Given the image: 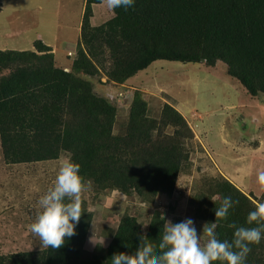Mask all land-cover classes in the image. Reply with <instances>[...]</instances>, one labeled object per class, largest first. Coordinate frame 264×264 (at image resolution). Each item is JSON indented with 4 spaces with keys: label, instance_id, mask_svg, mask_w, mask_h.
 Returning <instances> with one entry per match:
<instances>
[{
    "label": "trees",
    "instance_id": "trees-1",
    "mask_svg": "<svg viewBox=\"0 0 264 264\" xmlns=\"http://www.w3.org/2000/svg\"><path fill=\"white\" fill-rule=\"evenodd\" d=\"M84 1L77 56L69 70L55 65L51 47L39 39L34 50L0 49L2 156L15 164L66 153L94 189L135 194L150 205L157 196L173 193L189 164L193 132L170 103L152 117L139 90L133 93L125 128L115 132L116 106L94 90L89 76L103 74L106 82L123 84L160 59L206 66L222 61L227 73L256 97L264 93V0H135L96 26L90 24L92 4L101 0ZM229 196L239 203L226 219L215 221V209ZM189 201L195 219L217 223L222 241L233 239L230 225L255 226L246 218L256 202L223 176L210 178ZM82 207L76 234L61 248L0 254V264H112L113 254L134 253L141 235L153 245L163 235L160 210H153L144 228L137 216L123 212L108 244L96 243L88 251L84 242L93 213L84 199ZM250 248L245 264H264V238Z\"/></svg>",
    "mask_w": 264,
    "mask_h": 264
},
{
    "label": "rangeland",
    "instance_id": "rangeland-1",
    "mask_svg": "<svg viewBox=\"0 0 264 264\" xmlns=\"http://www.w3.org/2000/svg\"><path fill=\"white\" fill-rule=\"evenodd\" d=\"M0 49L34 50L37 39L54 47V62L69 70L80 41L84 0H0ZM114 15L105 0L92 4L90 24L99 25ZM31 43V44H30ZM70 50V51H69ZM71 52V53H69ZM94 90L116 106L114 131L126 126L136 90L158 117L162 105L174 106L186 119L194 137L189 141V164L178 175L171 195L161 194L147 204L135 194L116 189L98 191L91 182L83 194L92 215L89 242L107 245L123 212L147 224L153 210L167 222L194 221L201 242L206 222L193 216L190 198L205 189L210 178L223 176L258 202L256 175L264 170V93L250 96L227 73L224 62L203 63L156 60L123 84L106 82L103 74L89 76ZM0 147V254L41 248L29 231L38 211V199L53 183L58 161L5 163ZM145 226L142 225V228Z\"/></svg>",
    "mask_w": 264,
    "mask_h": 264
},
{
    "label": "clouds",
    "instance_id": "clouds-1",
    "mask_svg": "<svg viewBox=\"0 0 264 264\" xmlns=\"http://www.w3.org/2000/svg\"><path fill=\"white\" fill-rule=\"evenodd\" d=\"M109 10L129 8L135 0H105ZM257 190L264 197V170L256 175ZM80 175V165L71 157H61L58 161L56 176L53 183L38 199V211L29 225L31 234L39 238L41 248L59 249L66 238L76 234L83 210V194L88 191ZM214 201V200H213ZM232 198H223L219 208L215 209V221L226 219L229 209L234 204ZM139 223V222H138ZM141 224V223H140ZM245 227H233V239L220 240L216 234L217 223H206L203 236L194 226L190 218L177 223L167 222L158 245H153L146 235L139 237L137 250L132 253L119 252L111 257L112 264H245L251 251L250 245L259 244L264 238V198L256 202L254 210L246 218ZM145 227L147 224H142Z\"/></svg>",
    "mask_w": 264,
    "mask_h": 264
},
{
    "label": "crops",
    "instance_id": "crops-1",
    "mask_svg": "<svg viewBox=\"0 0 264 264\" xmlns=\"http://www.w3.org/2000/svg\"><path fill=\"white\" fill-rule=\"evenodd\" d=\"M0 5H1V3H0ZM0 9H1V7H0ZM42 41V40H41ZM43 42V41H42ZM44 43V42H43ZM31 44V43H30ZM44 44H47V43H44ZM48 46H50L49 44H47ZM50 47H52V46H50ZM1 49H5L4 47H1ZM10 49H12V48H10ZM52 49V52H53V55H54V52H55V49H54V47L53 48H51ZM70 51V50H69ZM1 159H2V155H1ZM242 191V190H241ZM243 193H245L249 198H251L250 197V193H249V191H245V190H243L242 191ZM255 202V201H254ZM90 228H91V225H90V227H89V231H90ZM115 229V228H114ZM89 231H88V235H87V237H86V239H85V242H84V248L86 249V250H88V251H92L93 249H94V247H95V245H96V243H98V242H89L88 240H89V236H90V233H89ZM101 243V242H100Z\"/></svg>",
    "mask_w": 264,
    "mask_h": 264
},
{
    "label": "built area",
    "instance_id": "built-area-1",
    "mask_svg": "<svg viewBox=\"0 0 264 264\" xmlns=\"http://www.w3.org/2000/svg\"><path fill=\"white\" fill-rule=\"evenodd\" d=\"M69 53H71V52H69Z\"/></svg>",
    "mask_w": 264,
    "mask_h": 264
}]
</instances>
